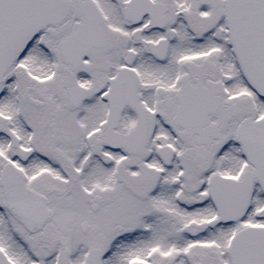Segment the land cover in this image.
Returning <instances> with one entry per match:
<instances>
[{
  "label": "snow or ice",
  "instance_id": "snow-or-ice-1",
  "mask_svg": "<svg viewBox=\"0 0 264 264\" xmlns=\"http://www.w3.org/2000/svg\"><path fill=\"white\" fill-rule=\"evenodd\" d=\"M0 264H264V0H0Z\"/></svg>",
  "mask_w": 264,
  "mask_h": 264
}]
</instances>
